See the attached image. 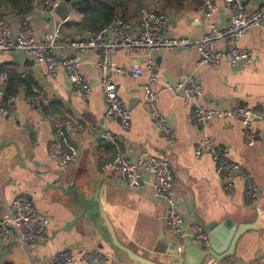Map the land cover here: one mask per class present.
I'll return each instance as SVG.
<instances>
[{
	"label": "crops",
	"instance_id": "crops-1",
	"mask_svg": "<svg viewBox=\"0 0 264 264\" xmlns=\"http://www.w3.org/2000/svg\"><path fill=\"white\" fill-rule=\"evenodd\" d=\"M262 1L244 0V6L251 9ZM202 2L190 0L179 8L172 5L161 9V0H141L140 10L130 6L116 15L134 21L141 10L154 8L169 17L171 36L199 40L208 32ZM230 13L223 1L217 0L211 22L224 28ZM25 15L37 38L60 21L36 1ZM19 16L8 7L0 9V23H10L15 31ZM67 18L63 25L81 23L76 11L70 12ZM239 46L251 53L250 66L233 67L223 58L212 68L201 62L195 49H179L154 55L155 76L158 83L172 85L193 76L204 89L200 100L204 107L226 109L245 104L261 111L264 117V30L250 29ZM213 48L223 49L224 44L216 43ZM64 55L66 53L59 54ZM74 57L91 85L87 100L73 90L62 69L50 75L44 64L20 54L0 55V71L13 70L21 79H32L35 93L49 99V111L70 125V129L58 136L53 124L41 112L28 107L25 99L29 95L23 85L9 97L14 99L11 113L7 117L0 115V219L6 216L7 207L17 196L26 195L49 224L45 241L22 247L15 239L0 240V260L6 264H52L54 255L70 251L75 264H89L83 256L91 252L104 257L99 264H135L111 245L104 227L108 224L118 243L135 255L160 264L179 263L180 247L186 242L169 236L164 230V206L149 196L152 172H144V183L140 187L128 189L103 170L116 151L122 149L130 160L144 153L168 161L178 208L185 219L197 220L205 228L210 224L220 227L226 222L234 228L254 227L238 239L233 256L212 264L264 263V121H252L254 145L250 147L244 144V129L239 122L221 120L196 126L191 122V110L184 103L183 94L161 90L156 103L173 130L174 141L169 144L156 129L143 101L148 77L145 55L118 48L110 62L120 67L139 66L143 71L140 77L108 74L130 113L131 127L124 131L117 121L103 116L105 102L96 67L99 52ZM6 83V74L2 73L1 97ZM153 88L158 90L159 85ZM206 138L220 147L222 155L249 171L259 189L256 202H246L241 181L231 192H225L223 178L215 175L211 157L208 154L194 156L195 147ZM53 142L68 153H75L76 162L59 166L51 160L47 147Z\"/></svg>",
	"mask_w": 264,
	"mask_h": 264
},
{
	"label": "built area",
	"instance_id": "built-area-1",
	"mask_svg": "<svg viewBox=\"0 0 264 264\" xmlns=\"http://www.w3.org/2000/svg\"><path fill=\"white\" fill-rule=\"evenodd\" d=\"M44 10L54 16V9L61 1L71 6L70 12H75L90 0H35ZM229 8L230 16L226 27L218 28L211 22V16L216 10L217 0H203V18L208 27L201 39L192 40L186 37L171 36L168 32L169 17L154 8L141 10L134 21H126L121 16L113 20L94 34H87L73 41L59 40V28L68 19L58 21L53 28L41 38H37L28 26L25 13L19 16L18 29L15 31L10 23H0V55L20 54L35 63L44 64L48 74L52 75L60 68L65 72L73 90L83 99L90 95L91 85L79 70L74 55H85L99 52L100 60L96 63L99 69V85L105 102L104 118L118 122L124 131L131 127L130 113L119 97L116 86L110 81L108 74L114 72L120 75L140 77L143 73L139 66L120 67L112 62V53L118 49H127L134 54L145 55V68L148 71L147 82L144 85L143 101L149 115L160 133L169 143H173L174 134L166 116L159 110L156 99L161 90L171 94L183 92L184 103L191 110V122L196 126H207L221 120H234L244 129V144L254 145L251 132L253 120L264 121L261 111L248 105L240 104L226 109L204 107L200 100L204 95L201 83L193 76L178 81L175 84L158 83L155 76L156 65L154 55L179 49H195L201 62L209 67H216L221 59H226L231 66H250L252 56L249 51L239 46V41L252 28L264 30V0L257 6L247 9L244 0H222ZM55 17V16H54ZM222 42L223 49L215 50L213 45ZM60 53H66L59 56ZM72 53V54H70ZM4 79V78H2ZM159 85L158 90L153 86ZM14 99H2L0 94V115L7 117L12 110ZM28 107L38 110L49 120L55 133L61 136L70 125L56 113L49 111L50 101L42 94L30 95L26 99ZM47 153L51 160L59 166H68L76 162L75 153H68L59 143H50ZM212 140L203 139L194 150V156L208 154L215 169V175L223 178L225 192H231L238 181L243 183V197L246 202L254 203L259 198V189L249 171L242 164L230 160ZM125 188L135 189L144 183V172H152L148 182L149 196L164 206L163 226L165 232L184 242L190 241L207 250L210 246V235L205 226L197 220L185 219L180 213L174 193V178L168 161L164 158L137 154L130 160L126 152L118 149L114 158L103 169ZM49 221L39 215L35 205L26 195L15 198L7 214L0 219V240L15 239L22 247L38 240H47ZM83 258L89 264L102 263L104 257L96 252L85 253ZM52 264H75L70 251H62L54 255ZM0 264H6L0 260ZM255 264H264L257 262Z\"/></svg>",
	"mask_w": 264,
	"mask_h": 264
},
{
	"label": "trees",
	"instance_id": "trees-1",
	"mask_svg": "<svg viewBox=\"0 0 264 264\" xmlns=\"http://www.w3.org/2000/svg\"><path fill=\"white\" fill-rule=\"evenodd\" d=\"M35 0H0V9L8 7L15 14L29 13ZM190 0H161V9L176 5L178 8ZM196 1V0H195ZM130 6L140 10L141 0H90L78 8L76 13L81 16L79 25H62L59 28V40L73 41L87 34H94L110 23L118 12L124 13ZM162 12V11H161ZM125 19V18H124ZM126 20V19H125ZM7 77L3 99L16 93L17 87L23 85L26 95H35V83L32 79H21L13 70H1Z\"/></svg>",
	"mask_w": 264,
	"mask_h": 264
},
{
	"label": "water",
	"instance_id": "water-1",
	"mask_svg": "<svg viewBox=\"0 0 264 264\" xmlns=\"http://www.w3.org/2000/svg\"><path fill=\"white\" fill-rule=\"evenodd\" d=\"M70 11L71 6L67 2L61 1L53 12L59 20L64 21L68 17ZM179 93L183 94L182 91ZM104 227L107 229V236L111 245L122 251L130 261L135 264H160L135 255L132 251L118 243L108 224L104 225ZM206 229L210 233L209 248L204 250L198 245L187 241L184 247H180V261L176 264H212L213 262H220L227 257H231L234 254L235 245L238 239L246 231L254 229V227L245 225L234 228L230 223L226 222L220 227L215 224H210Z\"/></svg>",
	"mask_w": 264,
	"mask_h": 264
}]
</instances>
